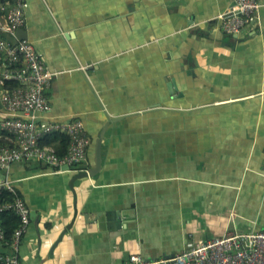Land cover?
Returning <instances> with one entry per match:
<instances>
[{
  "label": "crops",
  "instance_id": "1",
  "mask_svg": "<svg viewBox=\"0 0 264 264\" xmlns=\"http://www.w3.org/2000/svg\"><path fill=\"white\" fill-rule=\"evenodd\" d=\"M26 1L56 74L43 117L82 121L90 145L82 172L0 170L30 210L22 264L170 258L264 231V0L239 36L217 21L233 0Z\"/></svg>",
  "mask_w": 264,
  "mask_h": 264
},
{
  "label": "built area",
  "instance_id": "2",
  "mask_svg": "<svg viewBox=\"0 0 264 264\" xmlns=\"http://www.w3.org/2000/svg\"><path fill=\"white\" fill-rule=\"evenodd\" d=\"M261 7L260 0H233L231 8L217 17L222 32L241 35L248 26L258 23ZM28 8L26 0H0V133L7 132L15 138L13 146L0 147V170L9 173L15 163L37 162L56 172L81 171L90 145L82 121L51 123L43 117L52 109L46 91L56 74L48 69L31 42L22 40L12 45L6 39L25 28ZM4 81H15L20 86L6 90ZM56 133L71 139L64 157L58 156L54 147L41 144L42 139ZM4 190L15 199L0 204V215L14 213L19 225L7 240L0 220V264H22L19 253L30 226V210L8 178L0 183V192ZM123 264H264V231L194 242L188 250L170 258L149 260L135 254Z\"/></svg>",
  "mask_w": 264,
  "mask_h": 264
},
{
  "label": "trees",
  "instance_id": "3",
  "mask_svg": "<svg viewBox=\"0 0 264 264\" xmlns=\"http://www.w3.org/2000/svg\"><path fill=\"white\" fill-rule=\"evenodd\" d=\"M2 86L6 90H13L18 88L20 85L15 81H4ZM3 138L8 139V142L4 141ZM14 139L15 138L7 132L0 133V147L13 146ZM70 143H71L70 137L68 135L60 134V133H56L52 136H47L41 141L42 146L54 147L56 153L60 157H64L67 154ZM18 195L20 196L19 193ZM14 199L15 196L12 193L8 192L7 190L0 192V204L4 202H13ZM0 220H1V226L3 227L6 233V239L9 240L13 235L15 229L19 225V218L14 213L5 212L0 215Z\"/></svg>",
  "mask_w": 264,
  "mask_h": 264
},
{
  "label": "water",
  "instance_id": "4",
  "mask_svg": "<svg viewBox=\"0 0 264 264\" xmlns=\"http://www.w3.org/2000/svg\"><path fill=\"white\" fill-rule=\"evenodd\" d=\"M6 39L12 44L16 45L19 41L22 40H28L27 33L25 30L21 29L19 30L14 37L12 36H6ZM104 136V131L99 135L98 139L95 143V152H94V170L90 171V176H94L96 173H98L102 166V156H101V147H102V140ZM88 175L83 174L82 177L86 178Z\"/></svg>",
  "mask_w": 264,
  "mask_h": 264
}]
</instances>
